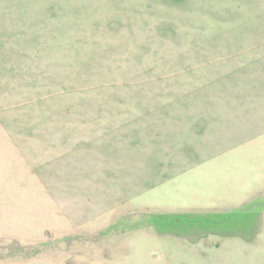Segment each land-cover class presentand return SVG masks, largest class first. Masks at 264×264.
I'll use <instances>...</instances> for the list:
<instances>
[{"label": "rangeland", "instance_id": "374dc122", "mask_svg": "<svg viewBox=\"0 0 264 264\" xmlns=\"http://www.w3.org/2000/svg\"><path fill=\"white\" fill-rule=\"evenodd\" d=\"M0 264H264V0H0Z\"/></svg>", "mask_w": 264, "mask_h": 264}]
</instances>
